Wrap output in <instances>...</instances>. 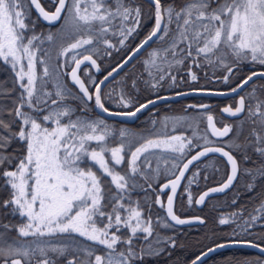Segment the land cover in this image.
<instances>
[{
	"label": "snow or ice",
	"instance_id": "1",
	"mask_svg": "<svg viewBox=\"0 0 264 264\" xmlns=\"http://www.w3.org/2000/svg\"><path fill=\"white\" fill-rule=\"evenodd\" d=\"M150 2L155 8V24L151 32L131 50L122 64L113 68L99 83L85 72L84 75L94 88L90 92L89 86L78 74L81 66L87 62L99 71L92 54L98 55L101 46L106 54H110L107 49L116 47L111 37H117V43L125 45L141 25L140 6H133L130 0H53L54 11H48L41 0H0V59L16 71L21 89L16 106L9 111V115L18 121V130L13 131V122L0 118V168L3 169L0 170V178L9 191L8 199L0 202V208L10 210V214L18 215L25 221L19 225L0 224V264H58L61 257L66 259V264H134L135 260L142 259L143 249L138 253L133 240L140 233L145 234L144 239L151 236L153 221L151 216L142 215L139 207L131 206L130 192L136 187L135 176L146 175L140 165L151 167L148 160L150 150L178 154L172 158L171 168L177 170L179 175L161 189L171 190L172 194L167 197L166 212L176 224L190 223L177 216L173 210L177 187L190 165L209 153L222 154L231 165V174L227 176L226 182L204 192L195 200L196 204H203L211 193L228 189L236 179V157L231 151H225L224 146H209L214 142L208 139L207 132L202 137L203 145H194L192 138L181 136L146 139L134 151H130L129 168L121 175L115 170V165L125 161V146L130 149L135 137L129 136L126 129L110 128L102 118L90 117L87 104H82L77 114V108L67 103L76 97L66 83L60 82L59 77L55 81V90H47V78L51 73L38 53L42 52L40 45L44 40L55 43L57 33H35V23L31 21L30 15L32 7L43 21L52 25L61 23L57 30L61 39L66 36L72 38V42L66 46L60 45L58 56H70L65 66L75 65L68 75L82 94L81 99L94 102L95 108L108 115L135 117L156 102L149 100L134 111L112 112L105 106L101 90V85L113 73L122 69L153 42H158L160 46L149 50L143 61L144 69L153 81L150 83L153 88L166 78L175 83L176 76L172 75L171 70L183 65L186 60H192L197 66L204 63L220 66L229 74H233L234 68L242 61L264 66V0H183L180 5H164L161 0ZM30 32L32 34L28 35ZM83 52L92 54L82 55ZM78 56L82 58L78 59ZM37 63L43 65L42 73H37ZM190 75L192 81L198 79L195 73L190 72ZM255 77L264 78V71H253L240 84L231 88V93L239 94ZM229 79V75L223 77L225 83ZM132 87H136L135 79ZM258 87L264 91V85ZM104 95L110 97L111 93ZM118 101L125 108L132 105L131 98L123 90ZM198 107L207 109L209 106ZM222 112L233 117L246 114L250 125L249 135L245 137L244 143L234 146L245 149L252 147L264 157V99L257 95V87H253L247 96H240L235 107L226 106ZM207 122L215 137H225L233 131L230 125L217 128L212 115L207 116ZM49 123L53 126L49 127ZM117 133L121 137L120 146L110 148L108 138ZM193 138H200L196 131L193 132ZM14 140L25 145L21 157L7 154ZM92 142H95V146ZM194 146L202 150L191 156L180 168L179 162ZM106 153L111 154L110 159L114 162L111 167L105 158ZM13 161L17 162L13 164ZM88 162H94L103 174L111 177V183L115 185L114 193L102 186L101 177L87 166ZM164 163L168 164L169 161L165 160ZM5 164L10 167L3 168ZM159 167L157 164V173ZM258 171L264 175V166ZM248 187L251 190L252 185ZM188 202H193L190 193ZM155 203L163 207L159 197ZM254 211L259 215L250 214L244 219L242 231L246 232L255 222L264 218V201ZM237 215L239 213L232 214L233 217ZM194 219L203 223L199 217ZM97 221L102 226H98ZM228 222L227 219L219 220L220 224ZM165 226L170 225L165 223ZM13 228L18 238L10 241L7 233ZM123 229H127L130 234L122 235ZM85 241L92 243L86 244ZM234 243L260 247L251 241L236 240ZM100 246L105 251L97 254ZM214 250L209 248L202 256ZM199 260L201 256H197L191 264H197ZM256 264L264 262L257 261Z\"/></svg>",
	"mask_w": 264,
	"mask_h": 264
},
{
	"label": "trees",
	"instance_id": "2",
	"mask_svg": "<svg viewBox=\"0 0 264 264\" xmlns=\"http://www.w3.org/2000/svg\"><path fill=\"white\" fill-rule=\"evenodd\" d=\"M46 9L52 10L53 0H41ZM142 5L143 10L154 9V5L150 4L144 0H138ZM162 4H172L175 3L180 5L183 3V0H161ZM31 21L35 23V33L36 34H47L50 31H56L60 26L49 27L43 24L38 16L35 14L33 9L31 10ZM154 19H149L145 21V14L143 15V22L140 25L139 29L133 33L132 39H135L134 42H139L149 33L150 27L154 25ZM28 23V21L26 22ZM31 35L32 33H28ZM130 38V39H131ZM134 42L132 46L126 48L125 46L121 47L122 52V60L131 52ZM159 45L158 42H154L152 46H150L139 58L134 60V62L126 68L122 74L128 73L129 82L125 85V91L129 94L128 97L132 99V105L128 108L117 109L112 106V104H108L106 95V90L109 85L113 84L111 82L108 84L102 94L105 105L113 110L120 111H128L133 110L137 106L142 103H145L151 100L154 97L161 96L164 94H173L176 92H181L185 90H193V89H207V90H227L233 88L237 84L241 83L243 79H245L248 75H250L253 71H264V66L259 63H253L251 61H242L239 63L237 67L234 68L233 74H229L225 68H221V70H217L216 72L211 71L210 67H204L203 69H198L193 66H189L188 69L197 75V80L192 81L187 76L183 74V72L179 73L176 77V82L169 85V81H162L160 85L153 88L150 86L151 79L144 69V64L142 63V59L147 56V52L154 48V46ZM42 52L38 53V56H47L49 50L47 49L48 43L44 42L42 46H40ZM110 56L105 58L97 57L102 65L103 72L108 71L117 63L119 59L118 56ZM114 58V59H113ZM44 59V58H43ZM110 61L109 65H105V61ZM45 61V59H44ZM106 61V63H107ZM115 62V63H114ZM69 70L68 68H66ZM134 70H138L141 72L143 80H138L136 82V87H132L131 79L133 78L131 72ZM143 70V71H142ZM186 70V69H184ZM120 74V75H122ZM225 75H229L230 79L228 83L223 81V77ZM68 85L74 90L76 97L75 99L68 100L67 103L73 105L77 108L79 114V108L82 104H87L88 107V115L92 118L99 117L107 121H111L118 125H126L136 130H142L144 133H148L146 136L149 138H157L164 134L165 130L163 129L162 123L165 122V115H191V119L189 122H194L196 120V114L199 108V105L209 104L210 112L206 111L209 114L215 116L217 123L220 125L222 123L221 112L220 109L224 105L228 103H234V99H224V98H216V97H190L187 99H182L178 102H168L161 105L156 106L148 110L146 113L139 116L138 120L134 124H126L124 122L118 121L116 119H106L98 115L94 109V104L92 102H87L86 100L81 99V94L79 91L71 85L69 81H67ZM260 83V85H264V79L255 80L247 89H249L253 84ZM47 90L54 91V85L51 82H48ZM155 90H158L155 92ZM21 89L19 88V82L16 77V71H14L11 65L5 62L3 59H0V118L5 121L13 122L12 129L13 131H17L19 124L18 121H15L14 116L9 115V111L14 109L18 98L20 96ZM158 93L157 95H154ZM262 97H264L263 91L260 90ZM55 98V97H53ZM248 102V100H247ZM190 103H195L192 106L197 107H189ZM152 114L155 118H152ZM149 115L150 120H146ZM246 114L244 115L245 118ZM75 118V117H73ZM164 119V120H163ZM155 121V123H154ZM235 121V120H234ZM233 121V131L231 132V136L236 133V129L234 127ZM49 127L52 125L49 123ZM187 127V124L185 128ZM204 127L206 128V122ZM183 128V129H185ZM207 129V128H206ZM189 130V129H188ZM190 131V130H189ZM238 132V131H237ZM250 132V125L248 124L245 128L238 132V141L240 144L244 143L245 137H248ZM210 137V134L208 132ZM230 136V137H231ZM116 139L114 141H110L108 146L111 147H119L121 143V137L114 136ZM144 137V136H143ZM192 137V136H191ZM193 138V137H192ZM135 143L129 147L125 146V161L120 165H115V170L123 175L128 169V159L130 158V151L136 146L137 138H135ZM142 139V137H140ZM196 141L198 138H195ZM144 143V140L138 141V144ZM226 143V142H225ZM95 146V142L92 143ZM199 148V147H198ZM231 150L236 155L239 164H240V174L236 185L234 188L229 191L227 194L222 196H216L209 199L203 209L198 210L195 207L194 202L189 204L188 196L186 195L185 189L186 185H183L182 190L178 196L176 203V211L179 215L182 216H190V215H200L205 219V223L202 225L190 226V227H176L166 222L165 214L163 209L158 206L156 201V197L158 195V187L164 182L165 177H161L155 185L151 184V187H148L149 177L143 178L141 184L138 186V179L135 178L136 186L130 192V198L132 201V207H139L142 210V215L151 216L154 227V237L150 238V243L157 246L160 250L155 254H142V259H137L134 261V264H190L198 255L207 250L208 248L215 246L220 243L229 242L233 240H242V241H251L253 243H257L264 247V218H261L257 222H255L252 227H250L246 232L242 231L243 228V220L248 218L250 214L259 215V213L254 210L258 208L262 201H264V175L258 171L262 166H264V157H261L258 153H256L252 147L245 148H234L231 146ZM25 151V145L23 142L18 140H14L12 144L7 149V154H12L16 157H21ZM110 167L114 164L110 159V153H106ZM247 157V159H245ZM212 158V157H211ZM216 159L214 164H209L207 161L206 169L201 173L200 185L198 188L192 189L194 196L211 185L217 184L220 180L226 177L228 173V168L223 159L218 157H213ZM17 161H13V164ZM88 167H92L93 171L97 172V175L101 177L102 186H105L111 193L115 192V185L111 183V177L107 176V174H103L102 170H99L98 165H94V162H88ZM10 167L8 164H5L3 168ZM216 169V170H215ZM0 170H3L0 168ZM215 170V172H213ZM208 173V175H206ZM252 185L251 190L249 189V185ZM9 191L6 187H4V181L0 178V202L5 199H8ZM111 198V197H109ZM128 206L127 203L125 204ZM110 210V209H109ZM233 213H239L236 217H233ZM159 218V219H158ZM220 219H227L229 222L226 224H220ZM165 221V222H164ZM25 222L18 215L10 214V210H6L4 208H0V224H8V225H19L20 223ZM106 222V221H105ZM165 223L170 226H165ZM2 230V229H0ZM122 235L127 236L130 232L127 229L122 230ZM8 238L11 241L13 238L17 237V232L15 229H11L8 233ZM145 234L140 233L133 240V246L137 249L147 247V240L144 239ZM30 239V238H29ZM79 240H84L82 237H77ZM174 241V244H173ZM86 244H90V241H85ZM102 246L98 248L97 252L102 250ZM264 257L247 249H227L222 252H218L211 257H209L202 264H256L257 261L263 262ZM58 264H66V259L61 257L58 259Z\"/></svg>",
	"mask_w": 264,
	"mask_h": 264
},
{
	"label": "rangeland",
	"instance_id": "3",
	"mask_svg": "<svg viewBox=\"0 0 264 264\" xmlns=\"http://www.w3.org/2000/svg\"><path fill=\"white\" fill-rule=\"evenodd\" d=\"M137 1L138 0H130L131 4L133 6H137V3H138ZM148 10H151V9H148ZM145 13H146V10H143L142 18H143V15ZM149 19H152V20L154 19L155 20V18H154V11L153 10L151 12V16H149V13L147 14V16L145 15V21L146 20H149ZM25 22H27V20ZM142 22H143V20H142ZM60 27H61V24L57 28V30L60 29ZM173 27H174V25H173ZM150 28L151 29H150L149 33L151 32V30L153 28V25ZM57 30L56 31H50L52 33H57V38H56L55 43H53L51 41L44 40V42H47L48 43L47 49L49 50V52H48V55L47 56H44L43 58L45 59V63L48 65L49 71L51 73V76L49 78H47V79H48V82H51V84L54 85V90H55V81L57 80V77H59L60 82L66 83L67 88L70 89L71 92L74 95L75 94L74 90L67 83V81H68V77H67L68 70L66 69V68H68V69L71 68L73 64H70L69 66H65L66 61H69L70 60V56H58V52H59L60 45L61 44H64L66 46L67 43L72 42V38L66 36L63 39H61L60 38V34L57 32ZM44 35H46V34H44ZM130 38L131 37H129V39L125 42V45H123L126 48L131 47L132 46V43L135 41V39H132V38L130 39ZM111 39H112V42L114 44H116V47L115 48H111V49H107V52L110 53V54H106L105 53V50H104V47L101 46V52L98 55L92 54V53H89V52H83L82 55L92 54L95 57H98L99 56L100 58L101 57L102 58H105V57H109L110 58L111 54L114 51H117L119 49V47H122L121 45H119L117 43V39H118L117 37H111ZM141 41L134 42L133 46H136ZM40 46H42V44ZM159 46L160 45L154 46V48H157ZM132 49H133V47H132ZM79 57L80 56H78L77 58H79ZM119 58L122 59V52H120ZM146 58H147V56L142 59V63H143V61ZM106 61H105V65H109L110 64V61H107V63H106ZM115 62L117 63V61H115ZM25 63H26V61H25ZM193 65H195V64H193L192 60H186L183 65H181L179 67H176V68H174V69L171 70L172 71V75H175L177 77L179 73L183 72V74L185 76H187L189 79H191L190 72L191 73H193V72L190 71V69H188V68H189V66H193ZM115 66L116 65H114L112 68H114ZM195 67L198 68V69H200V70L201 69L204 70V67H210L211 71H214V72H216L217 70H221V68H223V67H220V66L209 65V64H206V63L202 64V66L195 65ZM184 69H186V70H184ZM42 70H43V65L37 63V73L38 74L39 73H42ZM153 71H155V70H153ZM85 72L90 73L91 76H92V78L95 80V82H97L95 75L92 73V71L88 67H86L82 71V75L87 80L88 83H89V80L84 75ZM131 74L133 76V78L130 80L131 83H132V81L134 79L136 80V82L139 79L140 80H143L144 79L142 77V75H141V72L138 71V70H134V72H131ZM164 81H169L170 82L169 85H171L173 83L171 80H169L167 78ZM128 82H129L128 73H126V74L120 75L118 78H116V80L114 81L113 84H111V85L108 86V88L106 90V93H105V94L111 93V96L110 97L106 95L108 104H112V106H115L114 108H117V109H121L122 107L125 108L122 104L119 103L118 96H119V94H120V92L122 90L124 92H126L124 89H125V85ZM151 82H153V81H151ZM89 85H90V83H89ZM259 85H260V83L253 84L249 89H247V91H245L244 96H247L248 93L251 92V90L253 89V87H257V95L260 98L264 99V97H262L261 94H258V93H260V88L258 87ZM157 91L158 90H155V92H157ZM263 93H264V91H263ZM126 94H127V96H129V94L127 92H126ZM157 94L158 93H155L154 95H157ZM252 103L254 104L255 101H252ZM195 113L196 114H194V115H196V120L194 122H189V123H188V121H190L191 119L194 118V117L191 118V115L190 116L184 115V113L183 114H177V115H165V118L164 119H166V118L167 119L165 120V122L162 123L163 129L165 130V132H164L163 135L160 136V138L157 137V138H153V139H158V138L159 139H165V138L170 137V136H181V137H186V138H192L193 137V132L196 131L197 132V136L200 137V138H198L197 141H196L195 138H192L193 139V144L194 145H203L204 144V140L202 139V137L204 136L205 132H207V134H208V130L204 127L205 122H206V118L208 116V113L206 111L202 110V109L201 110L198 109L197 112H195ZM153 115L154 114H152V118H150V119L155 118ZM94 118H99V117H94ZM150 119H149V115H148L147 118H146V120H150ZM105 121L107 122V124L109 125L110 128H112L114 130L115 129H120V128L126 129L128 131L129 136L137 138V143H136V146L135 147H139L140 146L138 144V141L144 140V142H145L146 139H152V138H149V136H146V138H145V135H147L148 133L146 134V133L142 132V130H136V129H133V128H131L129 126H126V125H122V126L118 125V127H116V124H114L113 122L107 121V120H105ZM186 124H187V127L185 128ZM247 125H248V123H247V116H245V118L237 119V120L234 121V127H235V129L238 132L240 130H242L243 128H245ZM232 127H233V122H232ZM183 128H185V129H183ZM237 131H236V133L234 135H232L226 141V144H228L230 146H233L234 148H235L234 145L240 144L239 142H237L238 141V135H237L238 132ZM115 136L120 137L118 135V133ZM140 137H142V139H140ZM115 139H116V137H109L107 142L109 143L110 141H114ZM208 139L211 140V141H213L211 139V136L209 137V135H208ZM135 141H136V139H135ZM185 142H187V140H185ZM194 148H197V146H194L192 148V150ZM134 150H135V148L133 149V151ZM176 155H178V154L171 153V152H164V151L158 150V149L150 150V152L148 154V160L151 162V167L149 168V167H147V166H145L143 164L140 165V167L142 168V170L145 172L146 175L145 176H140V175L135 176V178H137L138 181H139L138 186L141 184L142 179L143 178H146V177H149L150 178L149 181L151 183H149V184H153V185H155L156 182L162 176L165 177V179H168L170 177H173L178 172L177 170L171 168V163L173 162L172 161V158L175 157ZM187 155H188V152L185 153L184 159L181 162H179V167L182 165V163L184 162V160H185V158H186ZM105 158L108 159V157H107L106 154H105ZM142 159H143V157H142ZM165 160H168L169 163L168 164H165L164 163ZM208 160H210L209 161V164H211V165L214 164V162L216 161L215 158H209ZM157 164H159V166H160L158 173L156 171ZM128 168H129V166H128ZM138 186H136V187H138ZM191 196H192V194H191ZM165 221L168 222L167 220H165ZM97 224H98V226H102L99 221H97ZM153 237H154V231H153V234L146 239L147 240V247H145V248L143 247V248H140V249L135 248L136 251L138 253H140L141 252V249H143V253L142 254H155V253H157L160 249L157 248V246L155 247V245H153V244L150 243V238H153ZM104 251H105V249L102 248V250H100L99 252H97V254H102ZM262 261L264 262V260H262Z\"/></svg>",
	"mask_w": 264,
	"mask_h": 264
},
{
	"label": "water",
	"instance_id": "4",
	"mask_svg": "<svg viewBox=\"0 0 264 264\" xmlns=\"http://www.w3.org/2000/svg\"><path fill=\"white\" fill-rule=\"evenodd\" d=\"M146 1L149 2V3H151L150 0H146ZM41 4L43 5L42 1H41ZM151 4H152V3H151ZM43 6H44V5H43ZM44 7H45V6H44ZM32 9H33V11L35 12V14L38 16V13H37L36 10L34 9V7H32ZM46 10H48V9H46ZM48 11H54V9H53V10H48ZM38 18L40 19V21H41L42 23H44V24L47 25V26H52V27H53V26H57V25L60 24V22H57L55 25H52V24H49L48 22L43 21V19L40 18L39 16H38ZM153 43H154V42H153ZM153 43H151V44L148 46V48H149ZM148 48L142 50L139 54H137V55H136V56H135V57H134V58H133V59H132L127 65H125L122 69H118L117 72L113 73V76L110 77V78H109V79H108L103 85H101V90L103 91V89L106 87V85H107L108 83H110V82L113 81L115 78H117V77H118V76H119V75H120V74H121L126 68H128V67L134 62V60H136L137 58H139V57H140V56H141V55H142V54H143ZM130 54H131V53H130ZM130 54H129V55H130ZM85 55H89V54H85ZM129 55H128V56H129ZM128 56H127V57H128ZM127 57H126L125 59H127ZM80 58H82V56H81ZM78 59H79V58H78ZM93 59H96L97 64L99 65V71H97L95 67L91 66L89 63L86 62L85 65H82V66H81V70H80V72L78 73V74L80 75L81 79L84 80V82H85L86 85H88V84L86 83L84 77L82 76V70H83L85 67H89V68L93 71V73H94L95 75H99V74H101L102 71H103L102 66L100 65L98 59L95 58L94 56H93ZM125 59H124V60H125ZM124 60H123V61H124ZM123 61H122V63H123ZM122 63H121V64H122ZM119 65H120V64H119ZM74 66H75V65L73 64L72 67H74ZM117 67H118V65H117L115 68H117ZM70 71H71V68L69 69L68 73H70ZM111 71H112V70H111ZM111 71H110V72H111ZM255 72H262V71H255ZM68 73H67V77H68L69 82L71 83V85H73V86L79 91L78 87L75 86V85L72 83V81H71L70 76L68 75ZM108 73H109V72H108ZM108 73H107V74H108ZM107 74H106V75H107ZM257 79H260V77H255L252 81H250L248 85H246L242 90L239 91V94L231 93L230 90L194 89V90L183 91V92L175 93V94H171V95L168 94V95L159 96V97H161V99H158V97L151 99V100H155L156 102H155L154 104H152V105H149L148 108L143 109V110H142L141 112H139L135 117H128V116H122V115H108L107 113H103L99 108H95V107H94V109H95V111H96V113H97L98 115H100V116H102V117H104V118H106V119H110V120H111V119H116V120L121 121V122H124V123L134 124V123L137 121V118L139 117V115L144 114V113L147 112L149 109H152V108H154V107H156V106H158V105L164 104V103H168V102H178V101H180V100H182V99H187V98H190V97H197V96L216 97V98H224V99H226V98H230V97H234V96H239V97H240V96H242L241 93H242V92H243V91H244L249 85H251V84H252L255 80H257ZM261 79H264V78H261ZM102 80H103V79H102ZM89 91L92 92V91L90 90V88H89ZM222 92H223V93H228V94H227V95L216 94V93H222ZM81 95H82V94H81ZM239 97H238V100H239ZM88 102H91V101H88ZM147 102H148V101H147ZM147 102H145V103H147ZM145 103H143V104H145ZM227 106H229V105H227ZM138 107H139V106H138ZM225 107H226V106H225ZM223 108H224V107H223ZM223 108H222V109H223ZM134 110H135V109H134ZM134 110H132V111H134ZM110 111H112V112H124V111H115V110H111V109H110ZM221 112H222V111H221ZM222 114H223L224 116L230 118V119L239 118V117H242V116L244 115V113H241V114H239L238 116L233 117V116H230V115L227 114V113H223V112H222ZM214 122H215L217 128H221V129H222V128L224 127V126H223V127L218 126L217 123H216V121H215V119H214ZM207 127H208V122H207ZM208 129H209V132L211 133V129H210L209 127H208ZM211 135H212V134H211ZM212 136H213V135H212ZM213 137H214V138H218V137H215V136H213ZM225 137H226V136H225ZM221 138H224V137H219L218 139H221ZM209 146H220V145H209ZM224 148H225V147H224ZM200 150H202V148L199 149V150H197V151H196L195 153H193L191 156L196 155V153H197L198 151H200ZM225 151H229V150H228L227 148H225ZM231 153H232V152H231ZM232 154H233V153H232ZM214 155L219 156V157H221L222 159L225 160V162L228 164V167H229V174H228V175H230V174H231V165H230V163L227 161V158L224 157V156H223L222 154H220V153H209L206 157H203V158H201L199 161L194 162L193 165L196 164V163H198V162H200V161H202V160H204V159H207V158L210 157V156H214ZM233 155H234V154H233ZM191 156H190L188 159H191ZM234 156H235V155H234ZM188 159H187V160H188ZM236 159H237V158H236ZM187 160L184 161V163H186ZM237 162H238V160H237ZM193 165H190L189 169L185 172V176H184V178L181 179L180 184H179L178 187H177V192H176V194H175V196H174V203H173V210H174L175 214H176L177 216H179L181 219L189 220L190 223L183 224V225L176 224L175 221H172L171 218L167 216V212H166V209H167V197H168V195H171L172 193H171L170 188L161 191L162 186H163L164 184L168 183L169 180L175 179V177H176L177 175H179V172H177V174H176L175 176H173V177L169 178L168 180L164 181L163 183H161L160 186H159V192H160V195H159L158 197H159V199L162 201L165 216H166L168 222H170L172 225L177 226V227H188V226H192V225H199V224H203L204 221H205L204 218H203L202 216H200V215L182 216V215H179V214L177 213V211H176V203H177L178 195H179V193H180V191H181V189H182V186H183V184H184V181H185V179H186L188 173L190 172L191 168L193 167ZM182 167H183V164L181 165L180 168H182ZM238 176H239V163H238L237 177H236V179L233 181V184H232L228 189H225L223 192H215V193H211L208 197L205 198V202H204L203 204H196L197 208H198V209L203 208L204 205H205V203H206L210 198L215 197V196H218V195L225 194V193H227L228 191H230V190L234 187V185H235V183H236V181H237V179H238ZM226 180H227V178H226ZM226 180L223 181L222 183H219V184H217V185H212V186L206 188L204 191H202V192L199 194V196L197 197V199H199V197H200L204 192H207L209 189H211V188H215V187H220L224 182H226ZM163 194H166L165 200L163 199V196H162ZM197 199H196V200H197ZM158 206H159V207H162L160 204H158ZM196 217H199V218L203 221V223H201V222L195 220L194 218H196ZM252 243H253V242H252ZM221 244H224V245H227V246H225V247H217V245H221ZM254 244H257V243H254ZM217 245H215V246H213V247H210V248H214L215 250L212 251V252H210L207 256H202V253L207 252L208 249L205 250L204 252H202L200 255H198V256H201V260L197 261V264H202L204 261H206V260H207L209 257H211L212 255H214V254H216V253H218V252H222V251L227 250V249H236V248L247 249V250H251V251H253V252H256L257 254H259V255H261V256H264V251H262V249H264V247L261 246V245H260V247H253V246H249L247 243H239V244H237V243H234V241L224 242V243H220V244H217ZM258 245H259V244H258ZM195 259H196V258H195ZM195 259H194V260H195ZM190 264H191V263H190Z\"/></svg>",
	"mask_w": 264,
	"mask_h": 264
},
{
	"label": "flooded vegetation",
	"instance_id": "5",
	"mask_svg": "<svg viewBox=\"0 0 264 264\" xmlns=\"http://www.w3.org/2000/svg\"><path fill=\"white\" fill-rule=\"evenodd\" d=\"M145 1V0H144ZM137 5L138 6H140V8H141V10H142V13H143V9H142V5H141V3L140 2H138L137 3ZM151 12H152V10H147L146 11V13H145V15L147 16V14L149 13V16H151ZM142 20H143V18L141 17V24H142ZM154 24H155V21H154ZM153 27H154V25H153ZM139 28H137V30H138ZM139 44V43H138ZM120 52H121V47H119V49L117 50V51H114L111 55L112 56H114V58H116L115 56H118V53H119V55H120ZM113 58V59H114ZM98 59V58H97ZM117 61V60H116ZM122 63V59H118V61H117V64H116V66L117 65H119V64H121ZM115 66V67H116ZM114 67V68H115ZM90 69V68H89ZM113 68H111V69H109L108 71H102V73L101 74H99V75H95L94 73V75H95V77H96V83H98V82H100V80H102L105 76H106V74L108 73V72H110L111 70H112ZM106 73V74H105ZM245 92V91H244ZM244 94V93H243ZM238 97V96H237ZM237 97H235V98H233L234 99V103H228L229 105H231L232 107H235L236 106V103H237V101H238V98ZM102 98H103V95H102ZM93 104H94V102H92ZM195 103H190V106H192V105H194ZM228 104H226V105H228ZM246 104H247V101H246ZM204 105H206V104H204ZM225 106V105H224ZM223 106V107H224ZM223 107H221V109L223 108ZM221 109H220V112H221ZM210 110V105H209V107L207 108V110L206 111H209ZM210 112V111H209ZM209 115H212V114H209ZM212 116H214V115H212ZM214 118H215V116H214ZM221 120H222V123L219 125L218 123H217V121H216V123L218 124V126H225V125H227L228 123H230V122H232V120H229L228 119V117H226V116H224V115H221V118H220ZM215 120H216V118H215ZM231 133H229V135L228 136H226V137H224V138H221V139H218V138H214V143L213 144H211V145H220V146H224L225 148H227L229 151H231L233 154H234V152L231 150V146L230 145H228V144H226L225 142L227 141V139H229L230 138V135ZM199 149H201L200 147L198 148H194L192 151H190V152H188V155L186 156V158H185V160L184 161H186L193 153H195L197 150H199ZM235 155V154H234ZM236 156V155H235ZM213 157H218V158H221V157H219V156H216V155H214ZM212 157V158H213ZM207 160L208 159H204V160H202V161H200V162H198V163H196V164H194L193 165V167L191 168V170H190V172L188 173V175H187V177H186V179H185V181H184V184L183 185H186V189H185V192H186V195L187 196H189L188 194L189 193H191L192 194V199H193V202H194V204H195V207L197 208V206H196V203H195V200L197 199V197L199 196V194L202 192V191H204L206 188H204L203 190H201L197 195H196V197L194 196V194H193V191H192V189H194V188H198L199 187V185L201 184L200 183V180H201V178H200V176H201V173L203 172V170L204 169H206L207 167H206V165H207ZM226 166H227V168H228V173H227V175H226V177L225 178H223L222 180H220L219 182H217V184H219V183H222L223 181H225L226 180V178H227V176H228V174H229V167H228V165H227V163H226ZM216 170V169H215ZM215 170H213V172H215ZM194 173H196L197 175H194ZM206 175H208V173H206ZM217 184H214V185H217ZM235 185H236V183H235ZM234 185V186H235ZM212 186V185H211ZM210 187V186H209ZM208 188V187H207ZM234 188V187H233ZM232 188V189H233ZM189 189V190H188ZM231 189V190H232ZM230 190V191H231ZM229 192V191H228ZM227 192V193H228ZM227 193H225V194H227ZM225 194H222V195H225ZM222 195H218V196H222ZM164 196H166V194H164ZM213 198V197H212ZM165 199V198H164ZM211 199V198H210ZM207 203V202H206ZM206 203H205V205H206ZM205 205H204V207H205ZM203 207V208H204ZM203 208H201V209H203ZM198 209V208H197ZM198 210H200V209H198ZM205 220V219H204ZM204 223H205V221H204ZM203 223V224H204ZM199 225H202V224H199ZM192 226H196V225H192ZM188 227H190V226H188ZM233 241H236V240H233ZM240 241H242V240H240ZM213 247V246H212ZM209 249V248H208Z\"/></svg>",
	"mask_w": 264,
	"mask_h": 264
}]
</instances>
